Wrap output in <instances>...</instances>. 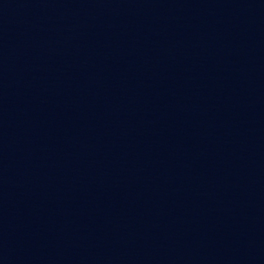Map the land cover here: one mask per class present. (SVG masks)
<instances>
[{
    "label": "water",
    "instance_id": "95a60500",
    "mask_svg": "<svg viewBox=\"0 0 264 264\" xmlns=\"http://www.w3.org/2000/svg\"><path fill=\"white\" fill-rule=\"evenodd\" d=\"M0 264H264V0H0Z\"/></svg>",
    "mask_w": 264,
    "mask_h": 264
}]
</instances>
